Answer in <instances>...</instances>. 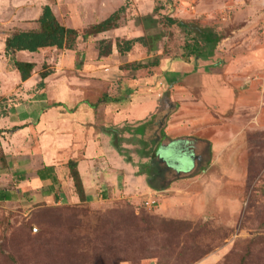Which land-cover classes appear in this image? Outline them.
Segmentation results:
<instances>
[{
  "label": "crops",
  "instance_id": "1",
  "mask_svg": "<svg viewBox=\"0 0 264 264\" xmlns=\"http://www.w3.org/2000/svg\"><path fill=\"white\" fill-rule=\"evenodd\" d=\"M169 5L167 16L171 18L199 21L203 26L228 32L212 57L186 61L172 57L173 50L165 54L158 48L155 56L161 58L155 66L148 63L153 54L147 47L139 45L138 49L143 50L138 54L121 56L115 44L110 56L100 58L96 52L95 57L84 60L76 76L63 73L61 62L58 64L54 56L49 61H54L55 73L45 79L46 87L41 90L37 67L23 81L12 59L37 63L35 59L43 54L23 51L6 55L4 40L0 39L1 146L9 165L6 175L11 178L5 180V172L0 169V190L11 194L7 203L37 205L43 195L56 205L63 201L78 204L66 169L74 160L88 204L94 194L96 199L107 200L109 189L121 199L135 200L139 197L135 189L140 187L144 197L158 200L157 212L166 217H236L255 171L253 162L264 164V0H171ZM4 6V0H0V32L36 28V24L28 23L30 8L25 6L23 20L16 23L17 29L9 30L8 24L2 23ZM42 6L32 21L41 14ZM133 23L106 33L127 40L153 37L146 26L132 29ZM122 27L128 29L123 36L119 34ZM113 62L120 64V70L114 80L115 90L109 95L105 94L108 85L101 65L111 63L115 68ZM134 63L148 67L135 69ZM122 65L130 66L123 71ZM71 79L81 84L71 87L69 93L77 101L67 105L56 97L68 88ZM41 98L46 100L38 102ZM104 99L98 107L93 106ZM51 103L63 105L50 107ZM164 103L170 108L166 113ZM164 115L165 123L157 128L158 119ZM107 127L118 132L120 139L135 137L142 143L161 134L166 138H161L158 147L159 161L166 162L159 149L172 143L177 146L175 161L185 156L192 161L189 159L184 168L172 167L170 171L178 178L168 188L157 189L150 185V178L139 174L118 153L112 144L113 134L105 131ZM120 150L124 154V149ZM131 157L137 160V155ZM46 167H54L57 183L40 179ZM234 209L236 214H231Z\"/></svg>",
  "mask_w": 264,
  "mask_h": 264
},
{
  "label": "rangeland",
  "instance_id": "2",
  "mask_svg": "<svg viewBox=\"0 0 264 264\" xmlns=\"http://www.w3.org/2000/svg\"><path fill=\"white\" fill-rule=\"evenodd\" d=\"M4 2L2 23H7L6 27L9 30L17 29L16 23L23 20L22 9L25 6L30 8V14L26 16L30 19L28 23L35 24V21L31 19L38 14L40 7L45 3L50 4L64 25L80 30L81 34L91 25L107 19L115 11L125 7L126 11L121 20V26L124 24L127 26L131 21L134 22L132 29H136L134 26L141 28L146 26L150 34H164L165 38L161 43H158L159 52L163 51L166 54L173 50L172 56L182 54L181 50L178 51V48L180 46L182 48L184 43L182 33L178 31L177 27L170 29L162 25L163 17L171 9L169 0H4ZM127 32V27H122L119 34L123 36ZM104 39L111 41L114 46L117 37L114 33L81 37L72 51L68 50L69 52L53 55L45 54L48 57H37L35 59L38 60L36 63L37 72H41L45 63L50 70L54 71L53 69L56 67L53 64L54 61L50 62L49 60L55 56L58 64L60 62L62 64L61 71L63 73L76 76L81 73L84 60L86 61L90 56H96L99 42ZM158 58L160 59L161 56ZM111 65V63L101 65V72L104 74V79H107L108 85L105 87V94L109 95L113 94V90H115L117 81L114 80L118 79L117 74L120 70L119 63L115 68H112ZM129 66L122 65L121 68L124 71ZM147 72L151 73L152 71L150 69ZM80 82L71 79L68 88L62 89L56 99L67 105L75 104L77 99L74 97L75 95L69 93V90H72L71 87H75L74 85L81 84ZM44 100L46 98H41L38 102ZM42 108L44 107H40V109ZM164 108L165 113L170 110L165 103ZM134 138L124 137L121 139L120 147L122 146L121 148L124 149V154L117 148L115 149L126 162L135 166L138 173L141 174V164H147L144 169L147 171L152 164V159L146 156L148 154L143 156L142 139ZM127 145L133 146V148L128 149ZM147 148L146 151L149 152L151 147ZM257 151L260 152L259 149ZM135 155H137V160L133 161L131 156ZM145 158H149V160H144ZM256 158L259 160L261 157L256 156ZM173 159L174 157L170 161ZM189 159L192 161L191 157ZM189 159L186 156L182 157L179 160L180 166L184 168L186 165L185 167H187ZM253 164L255 171H252L250 175L248 191L243 195L242 206L233 219L223 217L219 219L213 216L214 218L190 220L163 216L156 209L158 200L148 199L150 196L144 197L145 194L141 192L142 188L140 190V187L135 189L137 192L134 194L139 196L135 200L121 199L118 194L112 193L109 189L110 194L107 200H101L99 196L96 199L94 194L95 197L90 200L91 204L63 203V201L56 205L52 200H47V197L42 195L41 197L47 202L41 199L37 205L32 202L31 204L13 202L0 205V264H158L160 256L148 258L150 254H153V251L161 255L168 253L178 255L183 249L186 251L187 245L190 244L194 246L188 250L190 253L201 251L205 256L196 264H240L241 258L249 254H251L249 255V264H264V242L255 246L249 244L252 240L258 241L260 238H264V226L260 225V222L264 220V164L256 165L254 162ZM141 175H146L147 179L150 177L148 174ZM131 188L133 189V186ZM131 202L134 206L131 205ZM148 202L152 204L150 208L146 206ZM133 210L137 216L146 210L149 217L152 218V223L155 224L159 233H154L151 240L159 243L160 248L151 247L147 258L143 260L137 261L138 258L125 261L123 251H129L128 244L141 238V234L134 230L132 223L128 220L127 222L130 224L123 221L118 224L116 219L124 217L127 213L131 214V211L133 213ZM233 212L231 214H236L235 209ZM129 216L131 217V215ZM171 222H184V225L187 223L192 226L207 224V228L197 231V236L188 239L186 244L185 236L180 235L177 229H172ZM181 229H186V227L182 226ZM196 245H200L201 248H196ZM135 255L138 257L136 251ZM171 261L175 262L174 259Z\"/></svg>",
  "mask_w": 264,
  "mask_h": 264
},
{
  "label": "trees",
  "instance_id": "3",
  "mask_svg": "<svg viewBox=\"0 0 264 264\" xmlns=\"http://www.w3.org/2000/svg\"><path fill=\"white\" fill-rule=\"evenodd\" d=\"M169 1L171 2V0ZM125 11V7H121L113 14H111L107 19L91 25L83 34H81L80 30L64 25L58 19L50 4H46L42 7L41 14L35 20L36 28L27 31H1L0 39L4 40L6 55H12L16 52L25 51L29 53L43 54L44 56L45 54L53 55L65 50L72 51L75 49L81 37L87 38L120 28L121 20L123 19ZM162 25L166 28H172L173 26H176L184 36V44L182 48L181 46L178 48V51L180 52L181 50L182 54L172 57H181L186 61H190L191 58L207 59L209 57H212L217 46L227 37L228 33L226 30H217L211 27L203 26L199 21H183L177 18H171L167 15L163 17ZM152 35L153 37L157 36V39H154L153 37L151 38L150 36L131 40L117 38L115 43L116 49L119 55L126 56L135 55L138 54L139 51H142L143 49H138L139 44L142 47L145 46L153 54L154 57L150 58L148 63H150V65L156 66L159 64L160 59L155 55L158 51V43L164 37V34L160 33ZM105 43H108V45H106ZM112 52L113 43L111 41H109L108 39H104L99 42L98 56L100 58L108 57L112 54ZM48 55H45L44 57H48ZM12 61L14 67L20 74L23 81L29 79L37 67V64L33 62H22L13 59ZM135 65L136 66H133L135 69L148 67L147 64L142 63H137ZM53 73L54 71L48 68L47 63L42 66V70L40 72L41 81L38 84L39 89L43 90L46 87L45 79H47ZM103 102H105V99L100 100L93 106L97 107ZM61 105L63 104L51 103L50 107ZM164 117L165 115L158 119L157 128L165 123L163 119ZM105 131L107 132V134H113V146L121 151V139L118 136V132L114 131L112 128H106ZM1 133L2 132L0 131V169L4 170L5 180L9 181L11 180V178L6 175V172L9 171V165L6 154L1 146ZM161 138L162 137L160 134V136L156 135L150 140H143L144 148L142 150V154L143 156L148 154L146 156L152 159V164L147 171L144 170L147 167V164H141L140 172L141 174L150 175V185L152 187L154 186L157 189H166L169 187L173 179H176L177 175H175L173 171H170L172 167L174 168V165H170L167 162H161L157 159L158 147L162 145V139H165L166 137L164 136L162 139ZM147 147H151V150H149V152L146 151V149H148ZM66 169L68 171L69 177L73 181L74 193L79 200L78 204L87 203L86 189L82 176L78 170V162L74 160L69 161ZM43 172L46 173L44 176L40 174L39 177L41 180L50 179L52 181V184L57 183L58 179L56 177L54 167H46ZM2 180L4 181L3 177ZM8 193L9 192L5 189L0 190V205H5L8 201H11V194ZM132 204L133 203L131 202V205ZM129 215H131V217ZM127 220L132 223V227H134V230H136L137 233L141 234V238L128 244L131 251H123L125 255V257L123 256V259H125V261L127 259L135 260L138 258L139 260L137 261L143 260L144 258H147L148 254L150 253L149 251L151 247L160 248L159 243L151 240L152 235L154 233H159V231L155 224L152 223V218L149 217L146 210H143L139 216L135 215L133 210V213L131 211V214L127 213V215H125L124 217L117 218L116 222L118 224H121L123 221L130 224L129 222H127ZM170 224L172 229H177L180 235L185 236L186 244L188 239H192L193 237L197 236V231L206 230L207 228V224H196L195 226L187 223L184 225V222H171ZM260 225L264 226V220L263 222H260ZM182 226H185L186 229H181ZM263 240L264 238H260L258 241L252 240L249 242V244L250 246H255L260 244L261 242H264ZM193 247L194 246L192 244L187 245V250L185 251V249H183L178 253V255L170 253L161 255L158 252L153 251V254H150L148 258H157L160 256V261L158 262V264H196L205 256L201 251L199 253L193 251L190 253L188 250H191ZM195 247L199 249L201 248L200 245H196ZM135 251L138 253V257L135 255ZM249 255L243 256L240 260V264H249ZM172 259H174L175 262H172Z\"/></svg>",
  "mask_w": 264,
  "mask_h": 264
},
{
  "label": "water",
  "instance_id": "4",
  "mask_svg": "<svg viewBox=\"0 0 264 264\" xmlns=\"http://www.w3.org/2000/svg\"><path fill=\"white\" fill-rule=\"evenodd\" d=\"M159 154L164 156V161H166L168 164L170 165H174V166H177L179 167L180 163L179 161H175V154H177V146L176 144L172 143L171 145H167L165 147H162L159 149ZM174 157L173 161H170V159ZM180 160V159H178Z\"/></svg>",
  "mask_w": 264,
  "mask_h": 264
},
{
  "label": "built area",
  "instance_id": "5",
  "mask_svg": "<svg viewBox=\"0 0 264 264\" xmlns=\"http://www.w3.org/2000/svg\"><path fill=\"white\" fill-rule=\"evenodd\" d=\"M224 20H225V17H224ZM262 34H263V36H264V23H263V27H262ZM151 205H152V204H151L150 202H148L146 206H148V208H150Z\"/></svg>",
  "mask_w": 264,
  "mask_h": 264
}]
</instances>
